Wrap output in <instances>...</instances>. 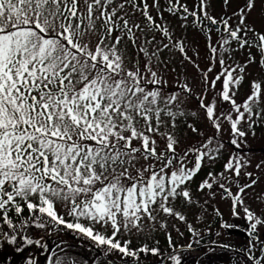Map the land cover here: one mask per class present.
<instances>
[{
  "label": "snow or ice",
  "instance_id": "1",
  "mask_svg": "<svg viewBox=\"0 0 264 264\" xmlns=\"http://www.w3.org/2000/svg\"><path fill=\"white\" fill-rule=\"evenodd\" d=\"M169 4V12L182 9L197 16L179 0H169ZM154 6H159V0H154ZM252 6L253 0H249L247 7ZM128 7L141 11L149 23L168 35L167 29L156 25L148 14L147 0H143L142 8L137 0H0V219L11 230V235L3 232L0 225V239L15 246L16 252L24 251L21 243L41 245L43 238L21 235L17 239L32 223L41 229L59 231L63 226L73 230L97 247L106 246L104 256L113 251L123 257L135 258L139 252L160 256L158 248L133 250L130 240L121 243L118 236L142 230L143 218L155 220L153 213L157 210L184 220L182 214L174 212L170 201L184 198L191 202L188 184L200 171L205 157L214 161L223 147H210L214 139L210 137L199 148L178 154V141L167 134L165 151H158L155 136L164 135L160 133L162 114L173 120L183 115L174 112L172 106L178 108L184 100L179 93L162 92L166 81L153 71L151 57L143 66L139 61L128 66L121 42L127 36L135 43L138 37L133 29L143 31L139 24L130 22ZM197 7L207 16L206 0H199ZM212 22L216 23L214 19ZM223 23L230 38L223 39L224 45L234 39L240 47L251 46L241 35L254 31L245 23L243 9L235 29L227 20ZM255 46L264 55V33L257 36ZM141 51L148 55L144 49ZM211 51L215 53L216 48ZM219 63L222 70L211 81L208 73H203L204 88L197 99L203 118L217 131L222 128V119L229 122L231 143L239 147L238 141L247 135L239 126L247 123L252 128L264 115L259 107L264 90L260 83L253 82L251 95L237 103L236 91L244 77H234L236 68L225 66L223 59ZM217 82L221 85L215 93L219 100L213 98L206 103L209 88L216 89ZM181 91L192 96L187 84ZM225 103L227 109L218 107ZM190 152L195 153L191 168L186 163ZM141 158L153 162L136 168ZM250 163L233 154L225 170L239 177ZM130 169H135V175ZM208 176L212 182L206 178L200 190L211 189L217 183L213 173ZM219 176L224 177V173ZM255 183L253 179L240 186L237 194L226 190L233 201V215L238 216L236 207L244 205L241 194ZM219 187L225 188L224 184ZM57 204L71 220L58 213ZM26 210L29 215L24 218ZM243 211L249 222L248 235L253 238L243 249L247 264H264V239L257 232L258 226H264V219L247 206ZM10 213L21 217L19 225L13 223ZM96 225L104 231L96 230ZM189 230L198 235L191 226ZM56 248L64 251L61 244ZM46 259L47 264H76L56 251ZM169 260L182 264L175 249L161 257V264ZM25 264L36 261L29 257ZM240 264L245 261L242 259Z\"/></svg>",
  "mask_w": 264,
  "mask_h": 264
},
{
  "label": "rangeland",
  "instance_id": "2",
  "mask_svg": "<svg viewBox=\"0 0 264 264\" xmlns=\"http://www.w3.org/2000/svg\"><path fill=\"white\" fill-rule=\"evenodd\" d=\"M120 2L122 0H116V3ZM147 3L150 12L167 29L168 35L154 30V27L150 26V23L141 11H134L128 7L127 11L130 22L139 24L143 31L134 28L133 31H135L138 37L136 42L133 43L131 39L125 36L120 47L125 52L126 62H129V67L136 61H139L141 66H143L145 61L151 57L153 71H156L166 81L162 92L165 95L179 93L184 100V103L179 104L178 108L176 105L172 106L174 112L179 111L183 115H177L173 120L162 114L160 133L164 135L157 134L155 136L158 151H165L167 134H171L178 141L176 145V152L178 154H183L191 148H199L210 137L214 138L213 144L210 147H215L218 144L223 145L214 161L205 157L200 171L188 184L191 202L186 201L184 198L170 201L174 212H179L185 219L180 220L178 216L169 215L157 210L153 213L156 217L155 220H150L146 216L143 218L142 230L137 231L133 229L131 232H125L122 236H118L121 243L125 240H130V248L133 250H139L147 246L149 249L158 248L161 253L158 256L151 252H139L135 258L123 257L118 251H113L104 256L102 253L107 251L106 246L97 247L91 239L79 235L73 230L60 226L59 231H53L51 227L41 229L29 223L25 231L17 235V239L20 240L21 235H28L34 240L43 238L41 245L37 246L33 244L25 246L21 243L20 246L24 247V251L16 252L14 251L15 246L8 244L6 240L0 239V245H2L0 246V264H16L19 259L21 262H24L29 257L41 259L37 264H47V262L43 261V256L45 254L51 255V251H56L59 255L74 260L76 264H93L94 262L95 264H109L110 261L124 264H147L156 263L161 260L162 256L173 252V249L177 250L181 247H188V245H191V247L201 246L203 249L194 252H179L182 264H191L193 261L197 262V264H219L220 259L216 253L223 252L218 249L219 252H215L213 256H206V254L214 253L211 252L214 250H206L205 247L207 245H199L200 243L196 239L203 234H209L214 229L221 230L219 228H212V226L220 227L224 224L223 220L230 217L229 214L232 213L231 205H233V201L227 195L226 190L230 189L232 194H237L240 186L250 184L253 179L256 180V183L252 187L245 189V192L241 194L244 200L243 207L252 208L255 213L261 214V218L264 219V164L261 163L264 161V115L257 119V123L252 128H249L247 123H242L239 126L242 131L247 133L246 137L238 141L239 147L231 143L233 133L228 121L222 119V128L220 131H217L211 123L204 119L203 112L199 107V100L197 99L204 88L201 80L205 72L208 73L209 81L221 72L222 66L219 62L215 63L220 57L217 56L213 60V57L209 56L210 52L206 49L203 39H200L201 34L197 33L195 35L191 30V25L183 16L172 15L168 12L166 8V4H168L167 0H159L158 7L154 6V0H147ZM183 3L186 4L187 8H191L193 0H183ZM248 3L249 0H244L242 7L238 9V12L236 11L238 14L236 15L237 22H235V25H238L241 9H243L245 23L254 29V31H248L246 34L241 33V35L251 42V46L245 45L244 47H240L234 39L230 40L228 45H224L223 40L220 43L224 50L222 59L225 62V66L236 68V71L233 73L234 77L239 75L244 77L236 91L235 99L237 103H243L251 95L253 82L260 83L262 90H264V63H260L259 48L255 46L257 34L260 32L264 33V0H253L251 9L247 7ZM234 4H237L236 0H234ZM204 10L209 14L217 11L218 13L220 12L212 4L207 5ZM236 26H234V29ZM173 37L176 38L177 44H183L182 39L188 43L192 42L195 47L194 51H197L199 55H195L194 57L192 55V61H189L187 56L185 58L180 53L179 48L174 47L175 38ZM171 38H173V41ZM227 39L230 38L227 37ZM186 48L188 49L187 46ZM141 49H144L148 55L146 56ZM152 53H155V56H152ZM252 55L255 58L251 57ZM250 58L251 63H249ZM240 67L244 69L242 73L240 72ZM209 68H211L210 72L208 71ZM185 84L192 90L191 97H188L185 92L181 91V87ZM220 86V82H217L216 89L209 88L205 100L206 103L213 98H216L217 101L219 100L215 96V93L220 89ZM218 107L227 109L228 105L226 103L224 105L218 104ZM259 107L264 109V95H262V102ZM193 128L197 129V131H193ZM134 146L138 145L134 142ZM233 154L238 155L242 160L251 161L250 164H247L241 170L239 177H236L233 172L225 170V164ZM150 162H153L151 158L148 162H145L141 158L136 164V168H140L141 165L146 166ZM186 163L189 168L194 166V152L188 154ZM257 164H260L261 167L257 168ZM130 171L135 175V169H130ZM210 172L216 177L217 183H213L211 189L205 188L200 190L199 186L206 178L209 179V182H212V177L208 176ZM249 172L252 173V176L246 175ZM220 173H224V177H220ZM147 175L148 173H145V176ZM219 184H224L225 188L221 189ZM213 193L215 194L213 195ZM56 207L58 213L64 215L66 220L72 219L67 216L66 211L60 204H57ZM227 214L228 218L225 217ZM27 216L24 218H27ZM43 219L46 220L47 217L45 216ZM20 222L21 220H17V225ZM81 222L86 223L83 220ZM189 226H191L192 230L195 228L194 231L198 235H194L193 231L189 230ZM5 227L3 232H9L11 235L9 227L6 224ZM96 230L104 231L100 225H96ZM107 234H111V228H108ZM169 237H171V243L169 242ZM62 241L65 243L62 244ZM45 244L47 247H43ZM57 244H61V247L64 249L63 252L59 248H56ZM18 253H26V255L23 257ZM166 264H173V262L169 260Z\"/></svg>",
  "mask_w": 264,
  "mask_h": 264
},
{
  "label": "flooded vegetation",
  "instance_id": "3",
  "mask_svg": "<svg viewBox=\"0 0 264 264\" xmlns=\"http://www.w3.org/2000/svg\"><path fill=\"white\" fill-rule=\"evenodd\" d=\"M236 1H237V4L235 5L234 0H227V3H225V0H206L207 5L212 4L214 5L216 10L218 9L220 11L219 13L218 11L211 13V14L207 13V16H205L204 13L201 12L200 9L197 7L199 0H193L192 7L191 8L188 7L189 13L193 11L197 13L196 17H193L190 14L184 13L182 9L176 12H169V11L168 12L172 15L183 16L184 19H186V21H188L189 24L191 25V30L194 32V34L195 35L197 33L201 34L200 39H203L206 49L210 52L209 56L213 57V60L217 56H219L220 57L219 60H220L223 58V53H224L223 46L220 43L223 39H227L228 37V33L225 30V25L223 21L227 20L228 25L231 26L232 29H234V26H236L235 22H237L236 15L238 14L236 13V11L238 12V9L242 7L243 2H244V0H236ZM137 3L141 8L143 7V0H137ZM167 3L168 4H166V8L168 10L170 6L169 0H167ZM172 3H175V0H172ZM179 3L181 5H186L183 3V0H179ZM148 14L153 16L154 20L156 21V25L163 27L161 22L154 17L155 15L150 12L149 8H148ZM209 18H212V19H209ZM213 19L216 21V23L212 22ZM150 26L154 27L153 28L154 30L160 31L162 34H164V32L160 30V27H155L151 23H150ZM196 29L198 32L196 31ZM259 34H257V36ZM173 38H171V40ZM217 42H219V44H217ZM182 43L183 44H177V40L175 38L174 47L179 48L180 53L185 58L188 57L187 59H189V61H192V58L195 55H199L197 51H194L195 47L193 46L192 42L188 43L187 41H184L182 39ZM186 46L188 47V49L186 48ZM212 48H216L215 53L211 51ZM258 55H259L260 63L262 62L264 63V55H262L260 49L258 50ZM251 57L255 58L253 55ZM219 60L215 61V63H218ZM216 67L218 68V66ZM231 207H232V213L229 214L230 215L229 218H228V214L227 216H225L228 219L223 220L224 224H222L220 227L212 226V228H219L221 230L214 229L210 231L209 234L207 233V234L198 236L199 238L197 237L196 240L200 243L199 245H202V244L207 245V247H205L206 250H212V249L214 250V251H211L214 253L206 254V256L208 255L213 256L215 252L218 251V249L223 252V253H216V255L220 259L219 264H240L242 259L245 261V264H247V257L245 256L243 249H245L249 240L253 239L252 237H249L248 235L249 222L245 218L243 206L238 205L236 207L235 211L239 213L238 216L233 215V205H231ZM250 210L255 213V211L252 208H250ZM226 213L228 212L226 211ZM27 215H28V212L26 210L22 214V216L26 217ZM255 215L260 218L262 216L259 213H255ZM10 217L12 218L14 224H17V220L18 221L21 220V217L16 216L14 213H10ZM0 225H2V231H3V229L6 227H5V224H3L2 219H0ZM226 225H233L234 227H226ZM193 230H195V228H193ZM257 232L259 233L260 238L264 239V226H258ZM225 245H227V247H224ZM194 247L199 248L198 250L200 251L203 249V247L201 246H194ZM18 254L23 257L26 255V253H18ZM49 256L50 254L49 255L45 254L43 256L44 257L43 261L45 263L47 262L46 258ZM27 259H25L24 262H21V260L19 259V261L16 264H25V261ZM32 259L36 261V264L37 262H40L41 260V259L39 260L35 259L34 257ZM223 260L224 262H222ZM93 264H95V262ZM191 264H197V262L193 261L191 262Z\"/></svg>",
  "mask_w": 264,
  "mask_h": 264
},
{
  "label": "water",
  "instance_id": "4",
  "mask_svg": "<svg viewBox=\"0 0 264 264\" xmlns=\"http://www.w3.org/2000/svg\"><path fill=\"white\" fill-rule=\"evenodd\" d=\"M192 250H195V248H189V247H183V248H180V249H177L175 250L177 253L179 252H182V251H192ZM170 253H173V252H170ZM169 253V254H170ZM168 255V254H167ZM114 264H124V263H120V262H115ZM147 264H161V260L156 262V263H147Z\"/></svg>",
  "mask_w": 264,
  "mask_h": 264
}]
</instances>
